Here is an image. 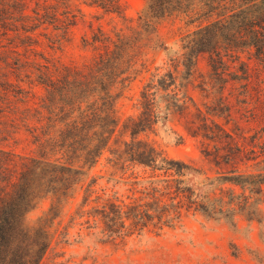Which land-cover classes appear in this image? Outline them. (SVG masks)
Masks as SVG:
<instances>
[{
  "label": "trees",
  "instance_id": "16d2710c",
  "mask_svg": "<svg viewBox=\"0 0 264 264\" xmlns=\"http://www.w3.org/2000/svg\"><path fill=\"white\" fill-rule=\"evenodd\" d=\"M0 1L5 4L7 0ZM93 1L108 12L121 14L120 0ZM61 3L66 7L65 0ZM198 4L203 5L199 15L206 22L184 34L176 42L169 68H157L144 83L136 104L139 114L126 124L130 138L109 149L119 127L115 116L118 95L113 89L127 80L124 70L143 51L141 45L148 35L157 34L158 20L177 12H195L192 7ZM69 13L56 18L64 30L77 23ZM6 22L0 18V39L8 36ZM133 29L132 34L117 32L114 36L99 29L84 38L83 47L93 55L83 69L57 66L56 76L39 69L47 93L39 108L28 111L38 120L31 128L42 154L20 156L0 149V264H40L50 238L43 226L26 224L35 199L53 194L67 201L82 171L74 163L93 167L106 149L110 152L107 162L115 172L125 175L131 171L127 182L133 196L129 201L108 199L77 215L87 217L81 225L97 229L110 240L146 230L161 232L189 213L233 222L239 214L253 216L261 211L264 114L252 117L260 121L253 135L233 132L203 114L188 90L200 59L206 56L209 70L198 86L217 93L219 100L214 106L207 105L206 112H264L262 70L239 61V54L248 52L264 68V0H147ZM10 44L8 53H18L17 46ZM5 46L0 40V48ZM189 112H197V120ZM159 117L184 120L193 136L212 144L205 155L217 168L214 177L202 178V169L169 157L140 138Z\"/></svg>",
  "mask_w": 264,
  "mask_h": 264
},
{
  "label": "rangeland",
  "instance_id": "374dc122",
  "mask_svg": "<svg viewBox=\"0 0 264 264\" xmlns=\"http://www.w3.org/2000/svg\"><path fill=\"white\" fill-rule=\"evenodd\" d=\"M65 1L66 7H62L61 0H7L5 4L0 1V18L7 19L4 27L8 30V36L0 39L6 45L0 48V149L4 151L20 156H41L35 130L31 128L38 120L28 111L39 108L47 93L45 85L40 83L41 72L56 76L57 66L83 69L93 55L91 49L83 47V39L91 38L99 29L113 36L117 32L132 34L147 2L120 0L122 8L118 14L106 11L93 0ZM192 9L198 13L177 12L158 20L157 34L148 35L141 45L143 51L124 70L123 76L127 80L113 89L118 95L115 116L119 127L109 149L130 138L126 124L129 118L139 114L136 104L144 83L157 68L161 71L169 68L176 42L184 34L206 22L205 17L199 15L203 12V5L198 4ZM66 11L70 12L72 19L75 16L77 19L68 30L61 27L62 22L56 21L58 15ZM65 15L60 17L65 18ZM11 41L19 50L13 55L7 51ZM250 57L248 52H242L239 61L262 70L264 77L263 65L255 57ZM208 70L205 56L197 65L188 94L201 107L203 114L210 115L228 130L253 135L260 121L255 122L252 117L264 112H247L245 109L206 112L207 105L219 103L217 93L204 92L198 86ZM188 116L193 120L199 117L197 112H189ZM140 138L169 157L202 169L205 173L202 178L216 175L217 168L205 155L212 144L200 136H193L182 119L167 121L159 117L158 122ZM109 149L93 167L74 163L82 166V171L76 191L67 201L56 199L53 194H40L35 199L26 215V224L29 227L43 226L50 238L49 248L40 264H264V201L260 202L259 213L253 216L239 214L233 222L189 213L172 228L161 232L146 230L117 240L106 238L95 228H86L87 224L81 225L87 219L79 218L77 214H81V210L102 205L108 199L129 201L133 196L127 182L131 171L125 175L115 172L107 162ZM49 157L55 159L56 155Z\"/></svg>",
  "mask_w": 264,
  "mask_h": 264
}]
</instances>
